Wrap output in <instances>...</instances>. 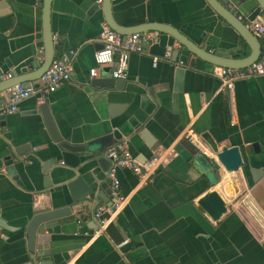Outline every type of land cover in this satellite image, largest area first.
<instances>
[{"label":"crops","instance_id":"0c3cea01","mask_svg":"<svg viewBox=\"0 0 264 264\" xmlns=\"http://www.w3.org/2000/svg\"><path fill=\"white\" fill-rule=\"evenodd\" d=\"M227 8L264 22L256 0L229 1ZM41 9L42 0H0V80L39 64ZM104 12L98 0L51 2L55 57L76 52L70 81L46 99L56 132L71 145L96 142L107 160L109 148L122 147L140 162L159 154L162 161L144 181L127 168L116 169L126 202L104 231L94 234L93 211L112 201L107 163L91 159L87 151L77 153L76 174L82 180L76 192L88 186L94 198L73 203L66 182L75 172L61 160L62 149L39 110L42 102L37 95L21 100L0 120V264H34L26 247L27 222L36 211L65 206L70 213L45 231L50 255L43 260L50 264H264V76L235 80L229 95L214 73L216 65L192 54L185 64L174 61L180 49L176 40L149 30L154 39L146 52L129 55L127 77L118 83L122 88L107 86V69L96 78L89 75ZM109 12L124 30L165 24L216 55L249 53L237 31L205 0H111ZM258 38L263 49L264 34ZM166 52L170 59L163 58ZM153 55L160 57L155 66ZM186 128L200 137L208 133L219 145L240 147L244 174L239 169V191L232 197L196 168L198 152L183 138ZM108 134L112 144L101 146L98 139ZM16 148H24L18 162L10 154ZM9 165L13 173L5 171ZM229 175L220 169V182ZM213 190L225 207L217 219L199 204Z\"/></svg>","mask_w":264,"mask_h":264},{"label":"water","instance_id":"95a60500","mask_svg":"<svg viewBox=\"0 0 264 264\" xmlns=\"http://www.w3.org/2000/svg\"><path fill=\"white\" fill-rule=\"evenodd\" d=\"M110 1L111 0H101L102 8L104 9L105 22L117 33L120 34H130L134 32H144V31H158L170 35L176 42L179 44L180 49H177L175 52L174 61H180L185 64L188 61L189 54H192L205 62L214 64L216 66H225L231 68H245L254 61H256L262 54V48L259 38L249 30L245 24L240 21L237 16L231 12L228 8V2L232 1L233 4H239L241 0H205L207 4L219 15L225 22L232 26L241 39L245 42L249 49V53L242 57H224L219 56L214 53H211L204 48L196 46L191 42L186 36L175 28L158 23L146 24L137 28L131 29H121L111 17L110 10ZM51 2L52 0H42V9H41V29H42V41H43V60L35 67L31 72L14 75L8 77L7 79L0 80V91L6 89L15 84L31 82L38 79L42 73L49 67L51 61L55 57L53 35L50 29V11H51ZM256 3L261 11L264 12V0H256ZM243 51V50H242ZM241 55V52H239ZM230 55H234L233 52ZM239 55V54H238ZM244 55V54H243ZM189 64L193 65L194 60L190 59ZM121 82L123 85L125 79H114L110 77L109 84L107 86H115L116 88L121 89L122 87L118 86V83ZM121 85V86H122ZM117 93V92H116ZM39 110L43 116L45 124L47 126L48 132L52 139L59 143L61 151V160L65 165H69L72 170L75 172V176L70 178L66 185L71 194V200L73 203H79L84 199L92 200L94 198V191L86 186L82 190L81 194H78L76 190L79 188L81 183V176L76 174V169L80 164V159L78 158L77 153L80 151H87L91 159H97L100 162L107 163V169L111 165L110 160L100 157L99 149L96 146V142H92L85 146H75L71 145L69 142L62 141V138L58 135L55 129V125L50 115V110L46 100L39 105ZM5 115L0 116V120H3ZM142 136L146 140L147 144L150 143V138L145 130L142 132ZM206 143L209 145L210 150L213 153V157H207L202 155L200 152L196 153L194 162L197 164V169L202 173L208 180V183L211 186L219 185L218 189L226 196L232 197L237 191H239L238 185L240 184V177L238 174L239 169L242 170L245 166V161L242 157L241 149L237 145H219L214 142L208 133H204L203 136ZM101 146H110L112 144V135L108 134L98 139ZM256 146V144H254ZM24 148H16L11 151L10 154L14 156V162L21 161L20 156L23 154ZM107 157V152L105 153ZM10 157H5L3 160H8ZM222 169L226 173L231 175L226 176L225 180L220 182L219 170ZM7 173H13L15 170L13 166H8L5 169ZM14 179L17 180L16 175ZM44 188L47 189L51 186L48 175L44 177ZM45 193V192H44ZM111 206L112 201L106 200ZM200 206L208 212V214L213 218L217 219L220 213L225 211L224 202L219 192L213 190L208 192V194L199 200ZM70 213V207L65 206L63 208H45L40 212H35L30 220L27 222L24 230L26 238V247L31 254V260L34 264H38V259H40L41 264H50L43 260L45 256L50 255V250L48 246V241L50 236L45 234L47 229H51L60 222L61 219L66 217Z\"/></svg>","mask_w":264,"mask_h":264},{"label":"built area","instance_id":"2783aa9c","mask_svg":"<svg viewBox=\"0 0 264 264\" xmlns=\"http://www.w3.org/2000/svg\"><path fill=\"white\" fill-rule=\"evenodd\" d=\"M99 2L101 0H98ZM237 18L251 30L257 37L264 34V22L260 23L254 18L237 14ZM154 39V33L150 31L134 32L130 34H120L113 30L106 22L98 34L99 48L94 52L95 66L89 69L91 78L99 75L100 69H107L111 78L126 79L128 69V58L131 53H144L145 47ZM74 51H68L53 58L49 67L42 75L31 82L19 83L7 87L0 91V116L11 114L17 110V104L21 100L37 95L39 102H44L48 95L55 92L65 83L70 81L72 75V62L75 57ZM170 52H166L163 58L170 59ZM37 59L43 60V48H39ZM160 61L157 55L152 56V65L155 66ZM215 75L221 81V87L230 95L234 82L237 79L251 76H264V54L256 61L245 68H231L216 66ZM11 75L8 74L7 78ZM183 138L192 145L198 152L207 157H213V153L206 146L198 134L192 129L186 128ZM107 158L111 165L107 170L110 180L112 195L111 206L103 204L97 206L93 211L92 217L97 221V228L94 234H101L110 220L126 202L127 196L120 191V182L116 176L117 168H127L134 173L141 181L149 179L158 168L162 161V155H153L150 159L140 162L135 159L126 148L111 147L107 151Z\"/></svg>","mask_w":264,"mask_h":264},{"label":"trees","instance_id":"16d2710c","mask_svg":"<svg viewBox=\"0 0 264 264\" xmlns=\"http://www.w3.org/2000/svg\"><path fill=\"white\" fill-rule=\"evenodd\" d=\"M262 50H263V54H264V45H263V49Z\"/></svg>","mask_w":264,"mask_h":264}]
</instances>
